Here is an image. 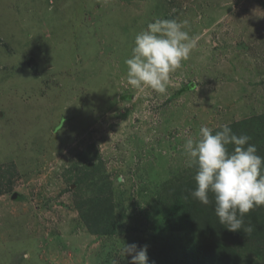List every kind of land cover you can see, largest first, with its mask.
<instances>
[{"label": "rangeland", "instance_id": "1", "mask_svg": "<svg viewBox=\"0 0 264 264\" xmlns=\"http://www.w3.org/2000/svg\"><path fill=\"white\" fill-rule=\"evenodd\" d=\"M157 19L198 37L164 93L125 64ZM249 119L234 133L264 157V0H0V264H132L133 243L148 264H196L194 240L264 264V227L166 225L173 188L196 184L185 140Z\"/></svg>", "mask_w": 264, "mask_h": 264}, {"label": "clouds", "instance_id": "2", "mask_svg": "<svg viewBox=\"0 0 264 264\" xmlns=\"http://www.w3.org/2000/svg\"><path fill=\"white\" fill-rule=\"evenodd\" d=\"M187 21L157 19L137 33L127 66V83L137 90L145 87L166 92L170 73L187 60L198 37L185 31ZM248 135H237L228 124L221 130L202 126L197 138L183 144L188 166L196 167L193 198L208 205L214 195L215 214L231 232L244 228V216L264 205V157L258 155ZM233 145L229 151L228 146ZM252 231V227L245 229ZM132 255V264H148L147 245H125L124 254Z\"/></svg>", "mask_w": 264, "mask_h": 264}, {"label": "trees", "instance_id": "3", "mask_svg": "<svg viewBox=\"0 0 264 264\" xmlns=\"http://www.w3.org/2000/svg\"><path fill=\"white\" fill-rule=\"evenodd\" d=\"M259 118V117H258ZM256 118L255 120H258ZM253 120H245L242 122H235L229 125L233 132L242 126L249 124ZM218 131V130H217ZM261 131V126H255V134ZM258 139L255 138L253 142L258 145ZM229 147V146H228ZM196 184L187 182L180 184L176 188H173L172 197L173 205L167 211L166 225L169 230L181 231L187 230L186 232L197 233L199 236H228L234 233L239 237H250L256 235L264 227V222L260 220L257 214V207L251 210L244 216V228L237 232L228 231L225 225H221L218 217L215 214V202L214 195L210 192L208 205L202 204L199 200L195 199L191 195V191L194 190ZM111 215V211H106ZM251 226L252 231L247 232L245 229ZM261 232V231H260ZM193 245L195 257L193 261L196 264H234L236 255L232 249L227 248L221 244H206L202 245L201 242L194 240ZM202 259V262L198 261Z\"/></svg>", "mask_w": 264, "mask_h": 264}]
</instances>
